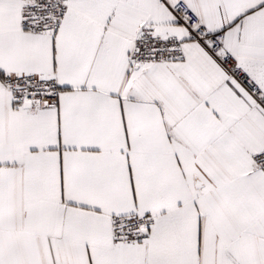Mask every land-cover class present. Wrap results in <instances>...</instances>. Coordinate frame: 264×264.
I'll list each match as a JSON object with an SVG mask.
<instances>
[{
    "label": "snow or ice",
    "instance_id": "obj_1",
    "mask_svg": "<svg viewBox=\"0 0 264 264\" xmlns=\"http://www.w3.org/2000/svg\"><path fill=\"white\" fill-rule=\"evenodd\" d=\"M0 264H264V0H0Z\"/></svg>",
    "mask_w": 264,
    "mask_h": 264
}]
</instances>
